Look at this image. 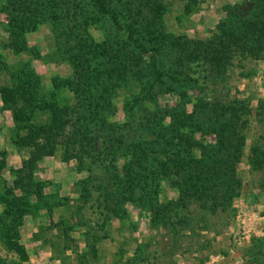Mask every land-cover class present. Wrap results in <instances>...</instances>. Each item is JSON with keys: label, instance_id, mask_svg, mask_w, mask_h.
Wrapping results in <instances>:
<instances>
[{"label": "rangeland", "instance_id": "rangeland-1", "mask_svg": "<svg viewBox=\"0 0 264 264\" xmlns=\"http://www.w3.org/2000/svg\"><path fill=\"white\" fill-rule=\"evenodd\" d=\"M51 1L0 0V264H264V41L221 66L191 52L249 0ZM222 124L230 208L182 212L178 162L218 159Z\"/></svg>", "mask_w": 264, "mask_h": 264}, {"label": "trees", "instance_id": "trees-1", "mask_svg": "<svg viewBox=\"0 0 264 264\" xmlns=\"http://www.w3.org/2000/svg\"><path fill=\"white\" fill-rule=\"evenodd\" d=\"M42 1V0H41ZM76 4H79V0L76 1ZM69 0H57L54 4L52 1L46 3L44 6L39 4L40 9L45 8L46 11L54 10L61 13L63 16L67 17L70 14L69 8ZM78 12V15L81 14ZM53 15L55 13L53 12ZM240 15V16H239ZM242 15V17H241ZM232 17V13L229 14ZM237 18V19H235ZM262 18V20H261ZM233 19L236 22V25L232 22L230 18L227 20H223L217 26L219 29V33L215 35V40L212 42V46L214 50L210 47L202 48L201 50L195 49L192 50V55H194L198 61L205 62L207 64L221 66L225 60H230V52L232 51V47L235 46V49H239L242 51L244 48L249 53H255L258 50L256 43H262L264 41V0H249L244 3L241 8L237 10L233 14ZM252 42L253 44H250ZM211 62V63H210ZM228 62V61H227ZM100 81L91 83V87L87 85L82 86L78 91L89 92V97L94 95L93 91L97 93L100 91V97L104 90H106L104 85H99ZM92 84H94L92 86ZM102 90V91H101ZM77 96V95H76ZM93 99L91 102H100L101 98ZM67 117L59 116L56 118L53 124H43L39 126V128L33 130V145L38 147L39 149H47L56 144L58 137L62 134L63 127L67 124ZM226 124H222V128H220V139L218 144H212V146H216V149L210 153L211 156H217L220 154L221 156L209 163V161H205L202 165H208L206 168L203 166L198 169L196 163L198 161H187L184 163H179L180 169L183 171L184 180L182 183H179L178 186L181 190V197L179 199L178 205L182 212L192 211L194 212L198 207L201 210L202 216L208 213H215L217 208L225 211L230 208L231 203V192L235 189L236 186L239 185V182L236 179L234 174V167L224 165V159L222 157H226L228 159L236 158L238 153H240L239 147L232 151L233 147L224 142L226 136H223L224 130L226 128ZM41 142H39V141ZM76 138L71 136L68 138V143L71 145H75ZM237 141H240V137L237 138ZM68 149L74 150V147H70L68 144ZM77 152H71L69 156L77 158ZM203 156V152H202ZM207 156V154H206ZM230 169L231 174L226 173V171L222 170ZM195 178V179H194ZM226 179V180H224ZM195 204V208L192 209L191 205ZM226 210V211H227ZM204 217V216H203ZM170 221V222H169ZM168 222L172 225L174 224V220H168ZM191 221L185 215H179L177 218L176 224L183 228L186 227ZM204 228L207 226H203ZM18 249V246H17Z\"/></svg>", "mask_w": 264, "mask_h": 264}]
</instances>
